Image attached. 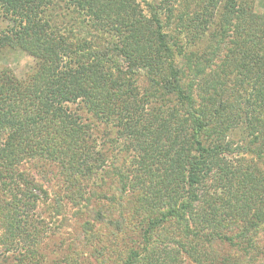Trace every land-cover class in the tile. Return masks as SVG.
<instances>
[{"label": "trees", "instance_id": "16d2710c", "mask_svg": "<svg viewBox=\"0 0 264 264\" xmlns=\"http://www.w3.org/2000/svg\"><path fill=\"white\" fill-rule=\"evenodd\" d=\"M253 1L163 0L165 16L153 13L128 27L117 20L124 15L126 0H0V22H5L0 26V50H22L35 59L24 79L0 69V127L6 120L0 128V165L6 172L0 173V187L15 186L10 200L19 206L15 198L31 185L17 171L26 158L43 155L41 159L54 164L56 157L61 161L58 165H65L66 155L55 150L60 139L54 135L74 141L89 134L85 114L98 119L122 113L126 121L121 120L115 132L124 129L134 138L144 133L155 136L160 147L157 155L167 164L154 187L161 195L149 199L155 209L149 205L135 236L125 230L129 206L119 208L113 219L97 214L122 235L105 239L91 236L93 230L87 232L84 242L101 244L97 246L101 254L95 255L99 264L145 260L148 248L140 243L148 242L152 229L169 223L179 226L181 253L198 264H231L228 249L217 250L219 244L242 248L245 256L249 249L255 251V244L258 249V230L264 227V174L257 176L253 191L246 183L236 193L233 190L235 198L227 211L223 195L231 192L233 169L222 156L231 145L226 135L245 130L258 142L264 134V9L255 12ZM171 19L177 39L184 32L187 41L200 39L204 46L194 49L178 40L171 43V34L164 30ZM225 47L228 58L220 56ZM215 59L216 67L211 68ZM124 67L144 71L154 87L175 97L160 100L159 109L167 111L156 126L146 124L150 120L142 110L146 103L129 94L125 81L118 80ZM191 69L198 80L187 78ZM244 85L251 88L247 96L242 94ZM67 102L76 106L66 107ZM215 171L216 188L207 195L212 203L199 218L192 208V202L203 196L197 193V185ZM72 185L76 191L81 182L72 178ZM220 208L227 211L225 230L215 224ZM77 209L82 211L81 206ZM186 239L194 242L186 246ZM161 257L154 264H170Z\"/></svg>", "mask_w": 264, "mask_h": 264}, {"label": "rangeland", "instance_id": "374dc122", "mask_svg": "<svg viewBox=\"0 0 264 264\" xmlns=\"http://www.w3.org/2000/svg\"><path fill=\"white\" fill-rule=\"evenodd\" d=\"M253 6L255 12H260L264 9V0H254ZM125 8L123 17L117 20H121L120 22L128 27L137 26L143 17L147 20L153 13L165 16L166 12L163 0H126ZM123 18H126V21ZM4 23L0 22V26ZM164 30L171 34V43L175 44L178 40L185 45V48L194 47V49L204 46L200 44V39L187 41L184 32L179 34L177 39L174 19L169 21V25H165ZM225 49L227 50L226 47L222 48L221 57L227 56ZM216 62L215 59L211 68L216 67ZM34 64V57L25 51L9 48L0 50V69L10 70L11 74L18 79H24ZM121 70H123L119 73L121 78L118 80L125 81V83L122 82L129 94L131 93L136 99H141L146 103L142 109L145 117L150 119L146 121V124L156 126L161 118L165 117V111H167L159 109L160 100L175 97L163 94L154 87L144 71L132 69L128 71L127 67ZM196 74L192 69L186 71L187 78L197 79ZM203 78L207 82L210 81L208 77ZM248 86H243L242 94L246 96L251 89ZM195 99L200 101L196 94ZM154 102H156L155 105ZM65 105L71 109L76 106L69 102ZM80 112L83 113V111ZM84 117L85 122L90 123L87 136L69 141L68 139L71 138L63 140L60 135H54L60 139L55 150L66 155L63 159L65 165H58L61 161L56 157V163L53 164V161L50 163L48 159H41L44 157L40 155L26 158L17 166L21 177L31 183L27 187L24 186L23 195L15 198V200H20L19 206L14 200H10L12 195L15 196L14 191L12 192L15 186H11L10 189L7 186L0 187V264H99L100 257L96 259L95 255L101 254L102 251L97 248L98 245L101 247V244L95 242L91 246L84 242L87 232L93 230L91 236L98 235L99 238L105 239L114 238V236L122 237V235H119L107 223V220H100L97 214H101L104 219H113L117 217L119 208L127 209L129 206V222L125 230L134 234L143 224L146 212L150 210L149 205L155 209L152 200L149 201V199L152 196L155 198L161 195L158 191H154V187L160 181L162 171L167 164L161 155H157L160 147H156L155 136L144 133L134 138L131 135H125L124 129L115 132L123 124L124 121L121 120H125V115L123 116L122 113L116 116V112H113L108 118L100 116L96 119L91 113L85 114ZM5 124L6 120L1 123V127ZM111 126L116 128L113 129ZM226 136L231 145L230 150L228 149L229 151L222 156L225 163L233 169L229 174L231 192L223 195V199L228 200L225 206L229 211L235 198L236 188L239 185L242 188V185L246 183L253 191L256 188L254 183L257 176L264 174V139H262L264 134L261 140L258 139L259 143L249 134L246 135L245 130L241 132L236 130ZM75 146L78 147L75 148ZM73 151L77 154L71 158L69 155ZM0 173L3 176L6 174L2 163ZM218 177L215 171L207 180L197 185V193L203 196H199L196 201L192 202V208L199 218H201L202 211L212 203L207 195L210 196L211 191L216 188L215 181H218ZM72 178L81 182L79 190L73 191L76 186L72 187ZM233 190L235 193H232ZM75 198L77 202L73 203ZM146 200L149 202L145 204ZM79 206H81V212L77 209ZM227 211L220 208L218 214L215 215V224L224 230L227 227L225 225ZM31 226L36 228L27 229ZM177 227H179L178 224L169 223L152 229L148 242L140 243V247L148 248L144 251L147 255L143 254L145 260L141 257L137 264H154L160 256L165 263L196 264L197 261L193 257L188 255L185 257L186 255L181 253L182 239L177 238ZM258 238L259 250L256 248L255 238L252 241V244H255V251L249 249L247 256L243 255L242 248L238 251L219 244L216 249L221 251L223 247L228 249L233 261L231 264L234 261L235 264H264V227L258 230ZM190 242L194 241L186 239V246H190ZM244 246L250 248V245L246 243ZM195 248L198 250V246ZM249 254L250 256L255 254V257L249 259ZM3 255L6 257L3 258ZM112 264H119V261L116 263L113 261Z\"/></svg>", "mask_w": 264, "mask_h": 264}]
</instances>
